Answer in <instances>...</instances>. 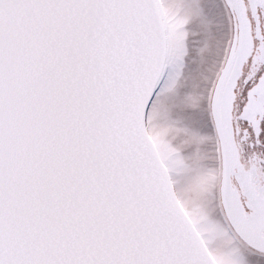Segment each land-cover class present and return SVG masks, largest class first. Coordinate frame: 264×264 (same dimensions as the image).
Segmentation results:
<instances>
[{"label": "snow or ice", "instance_id": "obj_1", "mask_svg": "<svg viewBox=\"0 0 264 264\" xmlns=\"http://www.w3.org/2000/svg\"><path fill=\"white\" fill-rule=\"evenodd\" d=\"M0 264H264V0H0Z\"/></svg>", "mask_w": 264, "mask_h": 264}]
</instances>
